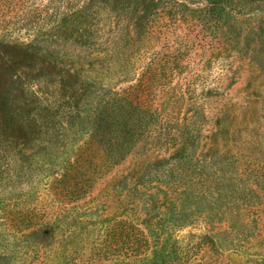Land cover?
<instances>
[{"label": "rangeland", "instance_id": "obj_1", "mask_svg": "<svg viewBox=\"0 0 264 264\" xmlns=\"http://www.w3.org/2000/svg\"><path fill=\"white\" fill-rule=\"evenodd\" d=\"M234 2L0 0V264H264V0ZM125 98L153 118L100 172Z\"/></svg>", "mask_w": 264, "mask_h": 264}, {"label": "trees", "instance_id": "obj_2", "mask_svg": "<svg viewBox=\"0 0 264 264\" xmlns=\"http://www.w3.org/2000/svg\"><path fill=\"white\" fill-rule=\"evenodd\" d=\"M141 5L146 3V0H139ZM239 5V4H238ZM239 7V6H238ZM206 12H204L205 25L214 23L213 28H219L220 24H226V20L232 16L231 12L237 9L234 0H207ZM238 10V9H237ZM117 106H124L128 111L127 118L124 117L121 122L115 118H111L106 122L110 129L107 134L101 133L102 125H98L95 131L89 135V144H97L100 149V165L99 169L102 172L105 169L111 168L122 161L129 149H131L138 139H141L142 134L147 129V117L153 118L151 112L140 105H136L125 98L124 104L118 99ZM123 100V99H121ZM130 111H134L139 116L134 120L131 117ZM75 159V160H74ZM73 162H68L55 182V195L69 193L74 195L85 193L90 188V182L95 179L98 173L96 168H90V163L84 168L83 174L77 177L74 174L75 168L78 166L80 158L74 157ZM76 162V163H75ZM87 170V171H86ZM57 193V194H56Z\"/></svg>", "mask_w": 264, "mask_h": 264}]
</instances>
